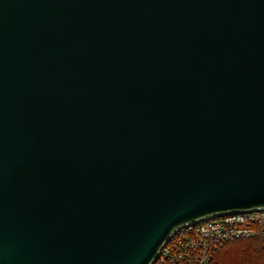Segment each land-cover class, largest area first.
Masks as SVG:
<instances>
[{"label":"water","instance_id":"water-1","mask_svg":"<svg viewBox=\"0 0 264 264\" xmlns=\"http://www.w3.org/2000/svg\"><path fill=\"white\" fill-rule=\"evenodd\" d=\"M264 206V0H0V264H150Z\"/></svg>","mask_w":264,"mask_h":264},{"label":"built area","instance_id":"built-area-1","mask_svg":"<svg viewBox=\"0 0 264 264\" xmlns=\"http://www.w3.org/2000/svg\"><path fill=\"white\" fill-rule=\"evenodd\" d=\"M264 235V206L216 213L176 228L150 264H217L230 241Z\"/></svg>","mask_w":264,"mask_h":264},{"label":"trees","instance_id":"trees-1","mask_svg":"<svg viewBox=\"0 0 264 264\" xmlns=\"http://www.w3.org/2000/svg\"><path fill=\"white\" fill-rule=\"evenodd\" d=\"M242 242H247L246 245H244ZM242 248L243 251L251 250L253 251L252 254L255 255L254 257L257 258V254L262 252L264 250V235H256L251 238H241L238 240L230 241L227 245L223 247L221 252L218 255V263L217 264H225L223 261L225 258H229L230 261L233 259L234 252ZM238 247V248H237ZM223 260V261H222ZM255 263V262H254ZM232 264V262H231ZM234 264H246V262H235Z\"/></svg>","mask_w":264,"mask_h":264},{"label":"rangeland","instance_id":"rangeland-1","mask_svg":"<svg viewBox=\"0 0 264 264\" xmlns=\"http://www.w3.org/2000/svg\"><path fill=\"white\" fill-rule=\"evenodd\" d=\"M244 245H246L247 242H242ZM238 248V247H237ZM242 248L237 249L234 254H233V259L232 261L229 260V258H225L224 259V263L225 264H234L235 262H246V264H264V250L260 253L257 254V258H255L252 254L253 251L248 250V251H243L242 253ZM255 262V263H254Z\"/></svg>","mask_w":264,"mask_h":264}]
</instances>
